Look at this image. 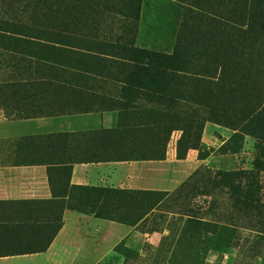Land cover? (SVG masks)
I'll return each mask as SVG.
<instances>
[{
	"label": "trees",
	"instance_id": "1",
	"mask_svg": "<svg viewBox=\"0 0 264 264\" xmlns=\"http://www.w3.org/2000/svg\"><path fill=\"white\" fill-rule=\"evenodd\" d=\"M179 1L185 12L166 52L136 43L144 0H0L2 20L111 43L114 50L105 57L0 32V108L19 118L108 111L116 103L106 92L113 83L121 102L117 124L81 134L85 145L78 149L90 162L163 161L174 133L180 134L176 158L185 160L200 149L209 121L233 130L234 138L263 140L264 0ZM139 101L153 108L140 109ZM217 175L212 186L228 187L238 219H253L251 227L264 235L257 174ZM195 181L203 186L210 179ZM71 197L76 201L68 206L83 213L135 225L170 194L71 186ZM183 214L189 217L184 231L200 223ZM60 229L61 216L31 225L0 222V256L45 251Z\"/></svg>",
	"mask_w": 264,
	"mask_h": 264
},
{
	"label": "rangeland",
	"instance_id": "2",
	"mask_svg": "<svg viewBox=\"0 0 264 264\" xmlns=\"http://www.w3.org/2000/svg\"><path fill=\"white\" fill-rule=\"evenodd\" d=\"M184 12L185 5L179 0H144L138 22L137 45L171 52ZM0 32L51 42L105 57L114 54L111 43L2 19ZM106 92L116 102V109L62 115L72 117L59 120L58 123L65 129L71 126L75 131H79L78 137L81 140H84L81 134L87 130L115 127L119 120L117 107L121 103L120 94L113 83ZM134 105L140 109L153 108L143 101ZM179 135L174 133L168 144L165 159L168 162H158L155 167L159 178L162 175L168 177L167 186L164 188L168 189L170 194L167 204L155 209L147 216V220L142 219L135 225L125 224L136 226L135 231L119 242L111 255L100 264H264V235L251 227L254 225L253 219H238L237 213L232 210L233 200L226 192L228 187L224 186L220 192V189L212 186L214 182L219 183L217 174L220 173L257 174L260 187L258 197L264 205V139L258 142L247 135L234 138V131L230 128L211 121L206 122L201 147L195 150V164L188 165L171 161L173 154H176V140ZM218 141L222 145L217 148ZM209 156L208 162L200 163V160ZM197 178L210 181L202 186V183L197 184L195 181ZM183 186L182 192L177 194ZM3 205H0V210H3ZM183 212L194 214L200 223L188 224L191 228L184 231L189 217ZM3 213L7 214L5 211L0 212V217ZM145 232L157 234L152 241H145L146 238L142 236ZM93 234L95 236L91 245L96 246L99 236L97 233ZM95 252L91 261L98 255V251Z\"/></svg>",
	"mask_w": 264,
	"mask_h": 264
},
{
	"label": "crops",
	"instance_id": "3",
	"mask_svg": "<svg viewBox=\"0 0 264 264\" xmlns=\"http://www.w3.org/2000/svg\"><path fill=\"white\" fill-rule=\"evenodd\" d=\"M9 112L0 108V205L4 204L0 212L7 213L1 215L0 222L31 225L61 216V229L47 250L0 256V264H100L135 231L136 226L96 218L68 206L76 201L71 186L169 192L164 189L168 177L159 178L155 168L156 163L168 160L90 162L78 149L85 145L79 131L58 123L72 116L19 118ZM216 144L217 148L222 145ZM196 155L190 150L185 160H177L174 153L171 161L194 165ZM93 233L99 236L96 246L91 245ZM156 234L145 232L142 236L152 241ZM96 250L98 255L91 261Z\"/></svg>",
	"mask_w": 264,
	"mask_h": 264
}]
</instances>
